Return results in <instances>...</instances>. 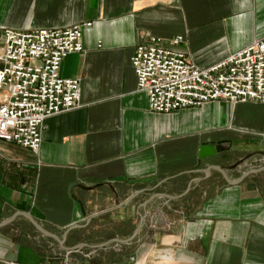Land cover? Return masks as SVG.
Masks as SVG:
<instances>
[{"label": "crops", "instance_id": "0c3cea01", "mask_svg": "<svg viewBox=\"0 0 264 264\" xmlns=\"http://www.w3.org/2000/svg\"><path fill=\"white\" fill-rule=\"evenodd\" d=\"M81 23L54 69L74 107L40 119L31 151L0 142V264H264V172L238 176L264 169V103L150 113L125 63L151 38L204 68L264 36V0H0L7 30Z\"/></svg>", "mask_w": 264, "mask_h": 264}, {"label": "built area", "instance_id": "2783aa9c", "mask_svg": "<svg viewBox=\"0 0 264 264\" xmlns=\"http://www.w3.org/2000/svg\"><path fill=\"white\" fill-rule=\"evenodd\" d=\"M85 23L20 32L0 28V142L31 151L41 118L75 105V81L56 78V62L78 51ZM178 41L174 36L167 45ZM132 88L144 109L163 114L205 102L264 103V36L196 69L179 53L146 38L126 57Z\"/></svg>", "mask_w": 264, "mask_h": 264}, {"label": "water", "instance_id": "95a60500", "mask_svg": "<svg viewBox=\"0 0 264 264\" xmlns=\"http://www.w3.org/2000/svg\"><path fill=\"white\" fill-rule=\"evenodd\" d=\"M223 146H221L219 143H214V144H198V145H196L195 146V148H194V152H193V158L194 159H198V158H202V157H208V156H210V155H212V154H215V153H217L219 150H220V148H222ZM242 160V158H240V159H236L235 161H233L232 163H230L229 165H227L226 167H225V169H231V168H233L235 165H237L240 161ZM208 168H211V169H213L214 171H216L217 172V169H216V167H214V166H207ZM259 170H262L263 172H264V169L263 168H259V169H251V170H246L245 172H243L242 174H239L238 176H243V175H245V174H252V173H254V172H257V171H259ZM227 184H232V182H228ZM161 198H168V197H166V196H160ZM17 216H19L21 219H23L27 224H28V226L35 232V233H37L38 235H40V236H42V237H44V238H47V239H49V240H51L60 250H62V251H64V250H71L72 248H74L75 246H71L70 248H60L59 246H58V244H59V242H60V238H58V239H54L52 236H50V235H48V234H46V233H44V232H42V231H40L33 223H31L29 220H28V218L25 216V215H23V214H16ZM137 222H138V217H136V222H135V225H134V228H132V230H131V232H130V234H129V236L133 233V231H134V229H135V227H136V225H137ZM65 230V229H64ZM64 230H62L61 231V233H60V236L59 237H61V234L63 233V231ZM129 236L127 237V238H124V239H122V240H114V239H108V240H106V241H104V242H102V243H99V244H96L95 246H91L92 248H100V247H102V246H104V245H107V244H121V243H123V242H125L128 238H129Z\"/></svg>", "mask_w": 264, "mask_h": 264}]
</instances>
